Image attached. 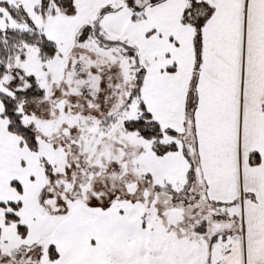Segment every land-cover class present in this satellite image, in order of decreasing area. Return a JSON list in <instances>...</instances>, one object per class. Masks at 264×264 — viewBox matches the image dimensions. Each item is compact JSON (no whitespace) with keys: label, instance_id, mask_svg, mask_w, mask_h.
I'll use <instances>...</instances> for the list:
<instances>
[{"label":"snow or ice","instance_id":"snow-or-ice-1","mask_svg":"<svg viewBox=\"0 0 264 264\" xmlns=\"http://www.w3.org/2000/svg\"><path fill=\"white\" fill-rule=\"evenodd\" d=\"M0 264H264V0H0Z\"/></svg>","mask_w":264,"mask_h":264}]
</instances>
